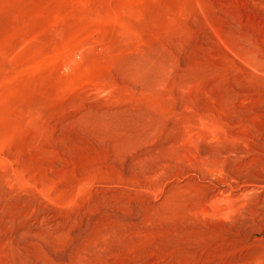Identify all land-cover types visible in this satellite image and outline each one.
<instances>
[{
  "label": "rangeland",
  "instance_id": "1",
  "mask_svg": "<svg viewBox=\"0 0 264 264\" xmlns=\"http://www.w3.org/2000/svg\"><path fill=\"white\" fill-rule=\"evenodd\" d=\"M0 264H264V0H0Z\"/></svg>",
  "mask_w": 264,
  "mask_h": 264
}]
</instances>
